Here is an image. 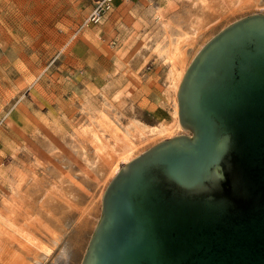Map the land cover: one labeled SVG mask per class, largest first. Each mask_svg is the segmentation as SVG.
Segmentation results:
<instances>
[{"label": "rangeland", "instance_id": "obj_1", "mask_svg": "<svg viewBox=\"0 0 264 264\" xmlns=\"http://www.w3.org/2000/svg\"><path fill=\"white\" fill-rule=\"evenodd\" d=\"M96 1L0 0V264H80L111 178L186 134L176 90L195 53L264 14V0H222L221 18L208 22L207 8L202 24L193 0H114L103 23L83 26ZM156 105L169 109L163 133Z\"/></svg>", "mask_w": 264, "mask_h": 264}, {"label": "water", "instance_id": "obj_2", "mask_svg": "<svg viewBox=\"0 0 264 264\" xmlns=\"http://www.w3.org/2000/svg\"><path fill=\"white\" fill-rule=\"evenodd\" d=\"M176 103L186 134L111 178L80 264H264V14L203 44Z\"/></svg>", "mask_w": 264, "mask_h": 264}, {"label": "crops", "instance_id": "obj_3", "mask_svg": "<svg viewBox=\"0 0 264 264\" xmlns=\"http://www.w3.org/2000/svg\"><path fill=\"white\" fill-rule=\"evenodd\" d=\"M241 1H242L240 3L241 5H243V6L245 5V7L249 5L248 0H241ZM210 2H211L210 6L207 4V0H196V1L193 0V2H191V3H193V7L197 8V15H196L197 18L196 19H197L198 22H200V20H201L202 24H205V20L207 18V13H206V9L207 8L208 9H210V8L213 9V11L208 14V17L210 18V20L208 22H212V21L215 22V21H217V19L221 18L220 11H221V8H222V0H211ZM231 2L232 3L234 2L233 3V5H234L235 3L238 2V0H231ZM127 3H129L127 0H116V5H117V8H119V9L122 6H125V4H127ZM245 3H248V4H245ZM233 5H231V6H233ZM93 6L88 10V12H87V14L85 16V19L90 14ZM237 6L238 5H236V8H237ZM104 19H103V22L105 21ZM106 27L108 28L106 30V32H107V37L106 38L108 39V42H110V45H113L115 43V40H114L115 29L111 31L109 25H106ZM94 29H96V28H94ZM89 32L91 33V31H88L85 34L86 38L88 40H86V39H84V40L91 47V46H94L93 44H94L95 40H93L94 38L91 36V34ZM96 38H98V35L96 36ZM168 104L169 103L167 102L166 105H168ZM161 105H163V104L161 103ZM154 109L156 110L155 119L160 122L159 126H161L160 128L157 129V131L163 133L165 131V129H167V127L169 128V126H168V123L170 121V119H168L169 109L168 108H162V106H160V105H156ZM29 243H31V242L29 241Z\"/></svg>", "mask_w": 264, "mask_h": 264}, {"label": "built area", "instance_id": "obj_4", "mask_svg": "<svg viewBox=\"0 0 264 264\" xmlns=\"http://www.w3.org/2000/svg\"><path fill=\"white\" fill-rule=\"evenodd\" d=\"M113 3L114 0H97L83 26L100 24L107 12L111 10Z\"/></svg>", "mask_w": 264, "mask_h": 264}, {"label": "bare ground", "instance_id": "obj_5", "mask_svg": "<svg viewBox=\"0 0 264 264\" xmlns=\"http://www.w3.org/2000/svg\"><path fill=\"white\" fill-rule=\"evenodd\" d=\"M179 127H180V125H179ZM179 127H176V128H179ZM181 128V127H180ZM157 130H155L154 132H156ZM161 131V130H160ZM158 132V131H157ZM163 132V131H162ZM149 133V132H148ZM159 133V132H158ZM157 133V134H158ZM155 134V133H154ZM152 136V135H151ZM159 136V135H158ZM142 142V141H141ZM140 143V142H139ZM121 145V144H120ZM140 145V144H139ZM136 148V147H135ZM133 149V146L132 147H130L129 145H127V144H123V147H122V150H123V152L122 153H124V156L125 157H128L129 155H131V154H134L133 152V150H136V149ZM132 156V155H131ZM29 239H31V238H29ZM28 238H27V241L29 240ZM30 241V240H29ZM28 241V242H29Z\"/></svg>", "mask_w": 264, "mask_h": 264}]
</instances>
